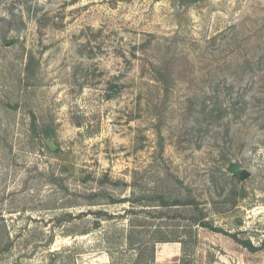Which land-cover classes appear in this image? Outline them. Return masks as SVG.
<instances>
[{
	"label": "rangeland",
	"instance_id": "374dc122",
	"mask_svg": "<svg viewBox=\"0 0 264 264\" xmlns=\"http://www.w3.org/2000/svg\"><path fill=\"white\" fill-rule=\"evenodd\" d=\"M152 247L264 264V0H0V264Z\"/></svg>",
	"mask_w": 264,
	"mask_h": 264
},
{
	"label": "trees",
	"instance_id": "16d2710c",
	"mask_svg": "<svg viewBox=\"0 0 264 264\" xmlns=\"http://www.w3.org/2000/svg\"><path fill=\"white\" fill-rule=\"evenodd\" d=\"M27 70H29V66H27ZM32 127L34 129V124L33 123H32ZM235 170H236V166L235 165H231V173H234L235 175H237V173H236ZM175 203H177V201H173L172 202L173 205H176ZM161 204H162V206H164L166 204L165 201L163 200V198H161ZM198 222H200V220ZM200 224H201L202 227H205V225H206V223H204V222H200ZM131 239H132V234L127 237V241L130 240L129 241V247L130 248H132V247L135 246V245H133ZM152 239H153L152 240V242H153L152 244H155V243H167V242H179V241H175L174 238H166V237H153ZM180 243L181 244H184L183 241H181ZM244 246L246 248H248L249 250H251V251L252 250H255L251 245H244ZM154 253H155V247H152L150 261H145L144 264H155V262H154L155 261L154 260ZM139 255L141 257L142 252H139ZM140 257L137 258V261H140L141 260Z\"/></svg>",
	"mask_w": 264,
	"mask_h": 264
},
{
	"label": "water",
	"instance_id": "95a60500",
	"mask_svg": "<svg viewBox=\"0 0 264 264\" xmlns=\"http://www.w3.org/2000/svg\"><path fill=\"white\" fill-rule=\"evenodd\" d=\"M48 147H49V149L51 150V151H54V147H52V145L51 144H48ZM245 177H247V174L245 173V174H242V175H240V178L241 179H244Z\"/></svg>",
	"mask_w": 264,
	"mask_h": 264
}]
</instances>
